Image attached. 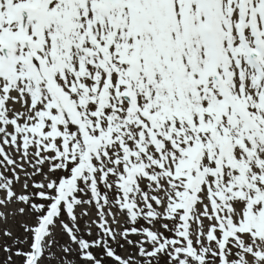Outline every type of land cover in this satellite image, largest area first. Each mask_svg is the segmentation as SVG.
Wrapping results in <instances>:
<instances>
[{"label":"snow or ice","instance_id":"obj_1","mask_svg":"<svg viewBox=\"0 0 264 264\" xmlns=\"http://www.w3.org/2000/svg\"><path fill=\"white\" fill-rule=\"evenodd\" d=\"M0 224V264H264V0H0Z\"/></svg>","mask_w":264,"mask_h":264},{"label":"trees","instance_id":"obj_2","mask_svg":"<svg viewBox=\"0 0 264 264\" xmlns=\"http://www.w3.org/2000/svg\"><path fill=\"white\" fill-rule=\"evenodd\" d=\"M2 236H0V241H2ZM3 257V253L2 252H0V258H2Z\"/></svg>","mask_w":264,"mask_h":264},{"label":"rangeland","instance_id":"obj_3","mask_svg":"<svg viewBox=\"0 0 264 264\" xmlns=\"http://www.w3.org/2000/svg\"><path fill=\"white\" fill-rule=\"evenodd\" d=\"M4 227V225L3 224H0V229H2ZM0 236H2V235H0ZM123 254V253H122Z\"/></svg>","mask_w":264,"mask_h":264}]
</instances>
